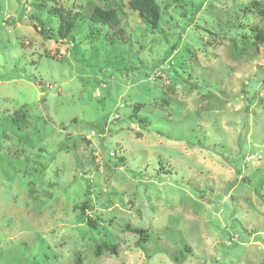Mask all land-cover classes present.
I'll return each mask as SVG.
<instances>
[{
	"label": "rangeland",
	"instance_id": "374dc122",
	"mask_svg": "<svg viewBox=\"0 0 264 264\" xmlns=\"http://www.w3.org/2000/svg\"><path fill=\"white\" fill-rule=\"evenodd\" d=\"M129 1L0 0V264H264V0Z\"/></svg>",
	"mask_w": 264,
	"mask_h": 264
},
{
	"label": "trees",
	"instance_id": "16d2710c",
	"mask_svg": "<svg viewBox=\"0 0 264 264\" xmlns=\"http://www.w3.org/2000/svg\"><path fill=\"white\" fill-rule=\"evenodd\" d=\"M128 7L131 11L135 12L140 20V22L149 27L152 31L157 30L160 25L161 20V9L156 3L155 0H130L128 2ZM56 13L59 15L58 20V27L56 30V38H58V41H62L69 37L72 30L75 27L76 24V15L75 17H70V15H63L59 11H56ZM89 19L91 22L100 24L106 27H109V29H116V32L113 33V35L120 36L118 34L121 33V17L119 16V13L116 9H101L99 7H96L91 12ZM46 34L45 39L46 40H53L55 42H58L57 39ZM255 41H257L260 44H264V28L256 29V35L254 36ZM163 104H168L164 102ZM135 111L139 110L138 107L134 108ZM84 205L81 207H73L74 211L79 210V212H83ZM88 219V218H87ZM87 224H91L90 220H87ZM125 231H129L132 234L138 235V241L141 243L144 238H146L147 233L145 230L142 229H132L130 226H125ZM139 243V244H140ZM108 244L103 243L102 245L97 246V250L95 251V257L100 256L103 252V246H106ZM112 254H116V250L113 248L111 250Z\"/></svg>",
	"mask_w": 264,
	"mask_h": 264
},
{
	"label": "built area",
	"instance_id": "2783aa9c",
	"mask_svg": "<svg viewBox=\"0 0 264 264\" xmlns=\"http://www.w3.org/2000/svg\"><path fill=\"white\" fill-rule=\"evenodd\" d=\"M90 135H93V133L91 132ZM246 161H248V159H246Z\"/></svg>",
	"mask_w": 264,
	"mask_h": 264
}]
</instances>
